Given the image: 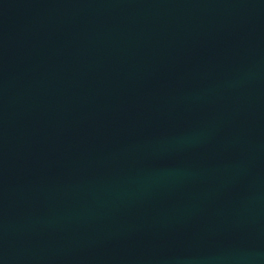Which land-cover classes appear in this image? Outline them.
<instances>
[{
    "label": "water",
    "instance_id": "1",
    "mask_svg": "<svg viewBox=\"0 0 264 264\" xmlns=\"http://www.w3.org/2000/svg\"><path fill=\"white\" fill-rule=\"evenodd\" d=\"M0 264H264V0H0Z\"/></svg>",
    "mask_w": 264,
    "mask_h": 264
}]
</instances>
